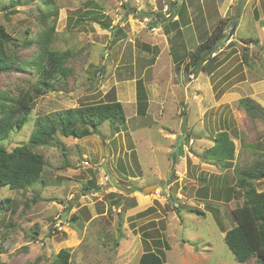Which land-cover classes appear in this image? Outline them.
<instances>
[{
	"label": "rangeland",
	"instance_id": "1",
	"mask_svg": "<svg viewBox=\"0 0 264 264\" xmlns=\"http://www.w3.org/2000/svg\"><path fill=\"white\" fill-rule=\"evenodd\" d=\"M10 1L0 0V8ZM165 1L155 2L157 11ZM181 1L186 9L179 14L187 22L181 30L168 22L172 30L166 35L164 29L147 26L144 15L153 7L149 0H56L51 48L74 54L66 63L74 67L73 75L65 86L35 98L24 128L13 130L1 145L11 151L26 144L39 117L93 103L117 100L127 123L106 121L89 128L91 135L82 139L56 133L55 141L34 147L45 161L42 182L25 195L0 188V199L19 203L13 214L11 207L0 211V264H50L61 249L70 252L69 264H137L147 251L166 264H241L224 243L223 231L235 225L231 211L243 203V196H230L240 168L264 164V118L251 120L238 105V95L256 97L264 110V93L251 94L243 83L264 79V43H258L261 35L253 18L264 0H246L230 38L240 0ZM37 4L28 0L9 12L0 10V24L19 45L43 28L37 23ZM223 22L230 27L224 41L205 54L206 71L192 76L181 64L176 67L173 53L188 62L189 54ZM118 28L124 35L112 45ZM35 53L34 45L17 49L19 59L30 60ZM171 53L174 64L168 65ZM35 81L32 71L0 74V91L14 93ZM139 87L140 100L135 97ZM236 88L238 95L231 94ZM220 95L225 103L213 104ZM213 121L218 130L230 132L238 154L225 165L205 161L200 166L198 153L214 146L216 136L198 145L197 133L211 138L210 126L201 125ZM184 132V154L176 157ZM246 185L264 192V179ZM148 186H156L160 195L153 196L155 189L143 193ZM35 195L36 203L25 208ZM245 264H256L255 258Z\"/></svg>",
	"mask_w": 264,
	"mask_h": 264
},
{
	"label": "trees",
	"instance_id": "2",
	"mask_svg": "<svg viewBox=\"0 0 264 264\" xmlns=\"http://www.w3.org/2000/svg\"><path fill=\"white\" fill-rule=\"evenodd\" d=\"M26 1L28 0H11L8 5L1 7L0 10L9 12ZM35 1L40 3L37 4L36 9L37 23L43 28L33 38L24 43L21 42L23 48L35 46L36 53L30 60L18 58L17 49L22 46L19 45L17 39H14L7 32L5 26L0 24V74L8 75L32 71L36 76V81L30 88H16L14 93L10 90L0 91V188L7 186L22 195H25L27 190L38 182H42L40 179L45 161L40 153L34 151V147L46 146L51 141H55L56 133L61 134L64 138L82 139L91 135L92 132L89 128L95 130L106 121L117 122L119 125L126 123L123 105L117 100L93 103L63 109L49 117H39L35 120L36 129L29 136L26 144L16 146L11 151L6 150L1 145V142L8 139L13 130L20 131L24 128L33 109L34 99L55 90L59 85L65 86L67 79L72 77L74 72L72 65L66 66L74 54L70 51L57 52L51 48L58 15L56 0ZM41 6L45 10H41ZM170 9L176 11L177 17L180 12L185 10V5L183 1L178 6L177 2H173L170 4ZM148 16L155 18V20L151 18L153 26L165 21L160 13H150ZM100 24L104 26L103 23ZM169 24H172L173 27L177 26L176 21L169 22ZM229 27L230 24L227 25L223 22L216 30H213L211 35L205 41L200 42L189 54L186 63L177 51L173 53L175 54L174 61L177 62L176 67L180 69L182 66L183 72L187 75H197L201 70L206 71L205 65L208 63L209 56L206 58L205 54L217 42H221L225 38L226 29ZM169 31L168 27H164L166 34ZM123 35L121 28L116 29L112 45L120 39L117 36ZM141 90L140 87L137 90L139 100L141 95L138 91ZM238 105L251 120L264 118V110L251 98L240 99ZM232 158V144L225 132L218 133L214 146L205 150L203 154V159L216 164L218 162L225 165V161H230ZM263 165L256 162L250 167L240 168L243 170H239V180L230 187V193L233 192L235 199L241 196L244 199L241 206L231 211L235 225L228 231H223V240L234 259L241 264H245L254 258L256 264H264V192H258L252 185H246L247 181L255 182L264 179ZM234 171H237L236 168ZM89 187H91V182L84 187L85 191L89 190ZM238 188L239 191H237ZM240 191L244 193L242 194ZM37 197L38 195H35L32 201L27 199L24 207L28 208L31 202L36 203ZM18 204L14 199H0V211L10 210L11 207L10 213L13 214ZM77 217H74L73 221H79ZM69 261L70 252L67 249H61L52 257L50 264H69ZM137 264L166 263L155 252L147 251L141 254Z\"/></svg>",
	"mask_w": 264,
	"mask_h": 264
},
{
	"label": "crops",
	"instance_id": "3",
	"mask_svg": "<svg viewBox=\"0 0 264 264\" xmlns=\"http://www.w3.org/2000/svg\"><path fill=\"white\" fill-rule=\"evenodd\" d=\"M150 2V4L151 5H153V7L151 8V6L149 7V9H151L149 12L147 11L146 13L147 14H145L144 16L146 17V18H148V19H150V18H152V17H149L148 16V14H150V13H153V14H155V13H160L161 12V9L159 10V11H157L158 9H157V7H156V1L157 0H149ZM177 0H167V1H165L163 4H172L173 2H176ZM179 1L180 0H178L177 1V5H180L181 3H182V1H181V3H179ZM184 3V2H183ZM185 5V4H184ZM245 6H246V1H245V4H244V6L242 7V9H241V13H240V18L238 19V26H239V22H240V19H241V17H242V13H243V11H244V8H245ZM185 9H186V7H185ZM222 9H224V7H221V10ZM256 12L255 13H253L254 14V21H255V23H256V25L258 26V28H259V33H260V35H261V39H260V41L258 42V43H260V44H263L264 43V8H261L260 6H257V10H255ZM184 13H185V10L183 11ZM226 12V11H225ZM141 13V12H140ZM183 13V17H181V15H179V16H177V17H175V19L174 20H172V21H162V23L161 24H157L156 26L158 27V28H156L155 26H153V23H152V21H151V19H150V22H148V25L147 26H149L150 28H154V29H156V30H162V29H164V27H168V22H170V23H173L174 21H176L177 22V26L176 27H174L175 28V30H177V29H182V24L184 23V24H186V19H185V14ZM137 14H138V12H137ZM153 20H155V18H152ZM163 26V27H162ZM238 26H237V28H238ZM170 31L172 30V28L171 29H169ZM172 32H174V31H172ZM167 35V34H166ZM224 41V40H223ZM258 43H256V44H258ZM182 44H184L185 45V42L184 41H182ZM172 55L170 54V56H168V57H166V59H165V61H166V63H168V65H170V63L172 64V62H173V60H172V57H171ZM173 64H174V62H173ZM183 71V70H182ZM213 72L214 71H212L211 73H210V76H213ZM192 76H194L193 74H192ZM234 78V77H233ZM233 78H230V79H233ZM244 82H246L247 83V86L249 87V90L251 91V94H254V95H256V94H258L257 92H262V93H264V79L263 80H260V81H256V80H253L252 82H249V81H247V79H245V81H243V83ZM191 84V83H190ZM193 84V83H192ZM239 84V83H238ZM195 85V84H194ZM194 85H192V86H188L190 89H194ZM236 86H237V84H236ZM208 87H209V85H208ZM235 87V85L233 84L232 86H231V88H229V90L231 91V90H233L232 88H234ZM238 88V87H237ZM237 88H236V92H234L233 91V93H231V94H233V95H238V90H237ZM129 89V88H128ZM146 90V89H145ZM229 90L228 91H226V92H229ZM136 91L137 90H135V97L137 96V93H136ZM240 92V91H239ZM226 94V93H225ZM146 95L148 96V95H151V93H149L148 92V94H147V91H146ZM253 96V95H252ZM223 97V96H222ZM221 97V95H220V97L218 96V98H216V99H214L213 100V104H215V103H217L218 105H221V104H224L225 102L222 100L223 98ZM242 98H246V97H241L240 95H238V99L240 100V99H242ZM248 98V97H247ZM252 98V100L254 99H258V98H256V97H251ZM255 102H257V103H259L257 100H255ZM213 104H212V106H213ZM260 104V103H259ZM211 106V107H212ZM148 107H149V105H148ZM211 107H210V109H206V111H209V110H211ZM200 108H198V110H199ZM242 109V108H241ZM136 110V109H135ZM243 110V109H242ZM205 111V112H206ZM244 112V111H243ZM147 114H150L149 113V108H147V112H146ZM136 115V114H135ZM222 121H223V123H224V120H223V118H222ZM218 122H219V118H218ZM126 123H127V121H126ZM125 123V124H126ZM201 126H210L209 128H210V130H209V134L211 133V138H209V137H206V135H204L203 133L202 134H199V133H197L198 134V139H199V141H198V145H200V144H202V143H204L205 141V139H207V140H209V139H211L210 141H213L214 140V137L218 134V133H220V132H225V133H227L228 134V136H229V139H230V142H231V144H232V151H233V159L234 158H236L237 157V154H238V146H236V143H235V139L231 136V134H230V132L225 128V129H220V130H218V128H219V126H218V128L215 126V121H213V122H211V124H206V125H204V123L201 125ZM184 134H186L185 132H184ZM170 135H173V134H170ZM180 137V136H179ZM239 142H241L242 143V141H241V139H239ZM211 147H213L212 145L209 147V148H205L202 152H201V154H199L198 153V160H199V162L201 163V164H199L200 166L201 165H205L204 164V162L205 161H207V160H205V159H203V154H204V152H205V150H208V149H210ZM174 158H172V163L174 162V160H173ZM209 162V161H208ZM235 168V167H234ZM131 189V191L132 190H134V192H132V193H134V194H137V193H139V191H138V189H136V188H130ZM146 189V187L142 190V192H144V190ZM115 191H117V190H115ZM131 191H129V192H131ZM118 192V191H117ZM119 193V192H118ZM119 207H121V204H119L118 205Z\"/></svg>",
	"mask_w": 264,
	"mask_h": 264
},
{
	"label": "water",
	"instance_id": "4",
	"mask_svg": "<svg viewBox=\"0 0 264 264\" xmlns=\"http://www.w3.org/2000/svg\"><path fill=\"white\" fill-rule=\"evenodd\" d=\"M181 1V0H180ZM179 1V3H180ZM245 1L246 0H240L239 4H238V11H237V18H235L233 21H232V24H231V29L229 31V34H228V37H231L232 34L234 33V30L236 29L237 27V24H238V19L240 18V13H241V9L242 7L244 6L245 4ZM175 14V12L173 13ZM110 45V44H109ZM186 138L185 134H183L182 136H180L177 140V144H176V151H175V156L176 157H183V149H182V146H181V143H182V140ZM174 160V159H173ZM152 189H156V186H148L146 187V189L144 190L143 193H145V191H152ZM165 189L164 187L162 188V193H164Z\"/></svg>",
	"mask_w": 264,
	"mask_h": 264
},
{
	"label": "built area",
	"instance_id": "5",
	"mask_svg": "<svg viewBox=\"0 0 264 264\" xmlns=\"http://www.w3.org/2000/svg\"><path fill=\"white\" fill-rule=\"evenodd\" d=\"M162 12L164 13V18L165 19H170V18H172V16H171V12H170V9H169V6L168 5H163V7H162ZM145 21L147 22L148 20L147 19H145ZM187 140V139H186ZM192 143V142H191ZM87 164V163H86ZM160 195V191L159 190H156L155 189V191H154V193H153V196L154 197H158Z\"/></svg>",
	"mask_w": 264,
	"mask_h": 264
},
{
	"label": "clouds",
	"instance_id": "6",
	"mask_svg": "<svg viewBox=\"0 0 264 264\" xmlns=\"http://www.w3.org/2000/svg\"><path fill=\"white\" fill-rule=\"evenodd\" d=\"M176 2H177V1H176ZM165 5H168V6H169V9H170V5H169V4H165ZM177 6H178V5H177ZM170 12H171V16H172V18H170V19H165V18H164V13L162 12V9H161L160 15L162 16V19H165V21H172V20H174L175 17H176V11L170 9ZM174 12H175V14H173ZM146 19H147V18H146ZM147 20H148L147 23L150 22L149 19H147ZM150 29L153 30L154 28H150ZM186 137H187V135H186ZM185 139H186V138H185Z\"/></svg>",
	"mask_w": 264,
	"mask_h": 264
},
{
	"label": "bare ground",
	"instance_id": "7",
	"mask_svg": "<svg viewBox=\"0 0 264 264\" xmlns=\"http://www.w3.org/2000/svg\"><path fill=\"white\" fill-rule=\"evenodd\" d=\"M228 38H230V37H228Z\"/></svg>",
	"mask_w": 264,
	"mask_h": 264
}]
</instances>
